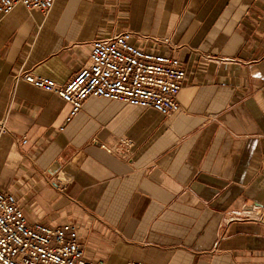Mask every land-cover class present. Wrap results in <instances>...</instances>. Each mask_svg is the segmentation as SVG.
<instances>
[{
    "label": "crops",
    "instance_id": "obj_1",
    "mask_svg": "<svg viewBox=\"0 0 264 264\" xmlns=\"http://www.w3.org/2000/svg\"><path fill=\"white\" fill-rule=\"evenodd\" d=\"M122 30L186 68L172 115L91 95L65 121L61 97L14 83L20 67L65 83ZM0 120V190L29 222L75 224L87 257L264 264V224L238 216L264 204V0L17 5L0 14ZM121 136L128 158L100 147Z\"/></svg>",
    "mask_w": 264,
    "mask_h": 264
},
{
    "label": "built area",
    "instance_id": "obj_2",
    "mask_svg": "<svg viewBox=\"0 0 264 264\" xmlns=\"http://www.w3.org/2000/svg\"><path fill=\"white\" fill-rule=\"evenodd\" d=\"M55 0H0V14L7 15L15 6L36 9L46 15ZM130 31L122 30L98 36L91 42L87 61L67 80L35 74L20 67L14 83L24 81L54 93L70 105L65 121L70 120L88 96L117 100L132 106L154 109L170 116L178 110L177 95L183 87L186 68L179 58L157 49L147 50L132 43ZM156 41V38H152ZM168 43V39L161 40ZM63 127L61 126L60 129ZM5 130L0 120V133ZM27 138H20L25 144ZM106 152L128 158L133 141L121 136L113 144H100ZM240 218L264 224V204L246 207ZM0 264H105L102 259L86 256L80 245L75 224L51 225L29 222L11 191L0 190ZM125 264H147L127 261Z\"/></svg>",
    "mask_w": 264,
    "mask_h": 264
},
{
    "label": "water",
    "instance_id": "obj_3",
    "mask_svg": "<svg viewBox=\"0 0 264 264\" xmlns=\"http://www.w3.org/2000/svg\"><path fill=\"white\" fill-rule=\"evenodd\" d=\"M59 167H60V165L54 163V164L51 166V168L49 169V172H50V173H54V172H56V171L58 170Z\"/></svg>",
    "mask_w": 264,
    "mask_h": 264
}]
</instances>
